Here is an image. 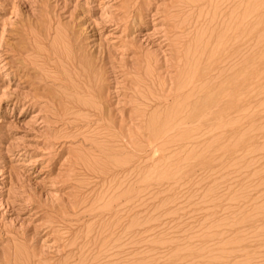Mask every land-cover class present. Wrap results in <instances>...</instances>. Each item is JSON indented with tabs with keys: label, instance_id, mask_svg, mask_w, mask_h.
I'll return each mask as SVG.
<instances>
[{
	"label": "rangeland",
	"instance_id": "rangeland-1",
	"mask_svg": "<svg viewBox=\"0 0 264 264\" xmlns=\"http://www.w3.org/2000/svg\"><path fill=\"white\" fill-rule=\"evenodd\" d=\"M0 264H264V0H0Z\"/></svg>",
	"mask_w": 264,
	"mask_h": 264
},
{
	"label": "bare ground",
	"instance_id": "bare-ground-1",
	"mask_svg": "<svg viewBox=\"0 0 264 264\" xmlns=\"http://www.w3.org/2000/svg\"><path fill=\"white\" fill-rule=\"evenodd\" d=\"M29 50V49H28ZM22 51V50H21Z\"/></svg>",
	"mask_w": 264,
	"mask_h": 264
}]
</instances>
